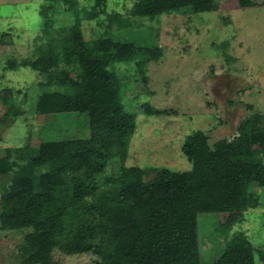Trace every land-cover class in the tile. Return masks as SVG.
<instances>
[{
	"label": "rangeland",
	"instance_id": "1",
	"mask_svg": "<svg viewBox=\"0 0 264 264\" xmlns=\"http://www.w3.org/2000/svg\"><path fill=\"white\" fill-rule=\"evenodd\" d=\"M134 2L0 0V91L8 95L6 103L0 101V160L44 141L90 136L88 112L44 113L42 108L54 96L44 92L71 88L66 77L84 71L71 65L75 55L65 48L72 42L110 62L114 112L132 117L133 129L109 146L111 157L94 162L103 173L95 176L83 202L95 216L80 222L84 237L93 241L101 237V221L115 218L105 176L128 168L150 169L145 179L162 169L190 170L181 151L187 135L200 130L213 148L239 135L252 116H264V0H217L212 11L167 10L154 17L137 14ZM112 43L123 60L106 58ZM44 53L48 58L40 66H55L51 72L58 71V79L44 83L39 70L13 64ZM7 109L13 117L2 120ZM263 144L261 136L250 137L241 160L249 166V181L264 162ZM29 149L18 157L28 156ZM15 176V170L0 174V264H27L37 229H65L75 221L70 213L62 217L70 195L55 194L32 226L14 229L4 217L17 207ZM257 191L241 195L235 210L198 216L202 264H212L238 231L252 245L254 264H264V188ZM51 255L52 264H103L92 250L71 255L56 249Z\"/></svg>",
	"mask_w": 264,
	"mask_h": 264
},
{
	"label": "trees",
	"instance_id": "2",
	"mask_svg": "<svg viewBox=\"0 0 264 264\" xmlns=\"http://www.w3.org/2000/svg\"><path fill=\"white\" fill-rule=\"evenodd\" d=\"M216 8L217 0H135L133 4L137 14L149 17L167 10L208 12ZM77 36L75 39H80ZM65 50L75 55L71 65H79L84 71L66 77L65 82L71 88L59 86L62 90L44 92L54 96L42 106L43 112H88L90 136L70 141H44L36 148L27 146L11 151L13 159L11 153L0 160V174L16 171L13 191L17 207L4 217L14 229L32 226L51 196L64 194L71 198L63 207L62 217L71 214L75 221L68 223L65 229L53 225L37 229L27 264H52L51 254L56 249L71 255L92 250L103 264H202L198 216L235 210L240 205L241 195H255L264 188V162L256 166L255 177L249 181V166L241 161L248 151L250 137L261 136L264 140V128H259L264 116H252L239 135L216 143L213 148L202 131L187 135L181 151L192 164L190 170L162 169L154 171L151 179H145L150 169L143 173L128 168L105 176V192L114 196L115 218L101 221L100 239L89 240L84 237L80 222L95 216L83 202L95 176L103 173V167L95 166L94 162L111 157L109 146L116 139L121 141L127 131L133 129V122L125 112H114L117 108L113 106L111 87L116 80L107 71L110 62L99 58L102 53L94 54L93 48L78 46L77 41L67 45ZM104 53L106 58L123 60L119 58V46L113 43ZM47 58L46 53L41 57L32 55L13 64L30 65L39 70L45 83L58 77V71L51 72L55 66L46 69L40 66ZM52 75L56 77L50 79ZM7 98L8 95L0 91V101L6 103ZM13 114L7 109L2 120ZM27 149L28 156L18 157ZM262 150L264 155V144ZM212 264H254L252 245L242 231L233 233Z\"/></svg>",
	"mask_w": 264,
	"mask_h": 264
}]
</instances>
